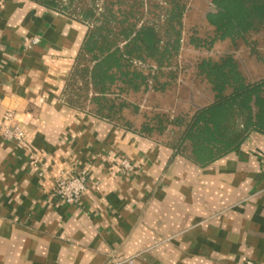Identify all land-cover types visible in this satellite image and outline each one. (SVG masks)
Wrapping results in <instances>:
<instances>
[{
	"label": "crops",
	"instance_id": "crops-1",
	"mask_svg": "<svg viewBox=\"0 0 264 264\" xmlns=\"http://www.w3.org/2000/svg\"><path fill=\"white\" fill-rule=\"evenodd\" d=\"M87 30L34 1L0 0V264H107L112 257H132V264H264V114L235 147L205 162L175 146L171 127L145 135L141 122L122 117L133 120L128 127L103 117L93 93L72 78ZM263 33L252 37L254 52L228 38L199 49L229 42L214 59L234 53L246 81L257 82L264 78ZM32 37L40 41L28 47ZM187 79L188 98L175 96L185 108L155 111L194 112L213 101L208 84ZM134 93L108 97L128 104ZM7 111L15 113L12 121L4 120ZM7 123L19 124L25 140H4ZM123 157L132 173L120 172ZM81 171L87 188L79 203L58 199L56 178Z\"/></svg>",
	"mask_w": 264,
	"mask_h": 264
},
{
	"label": "trees",
	"instance_id": "trees-1",
	"mask_svg": "<svg viewBox=\"0 0 264 264\" xmlns=\"http://www.w3.org/2000/svg\"><path fill=\"white\" fill-rule=\"evenodd\" d=\"M31 1L87 24L72 78L82 81L80 90L93 93L92 101L103 117L124 121L120 113L132 106L108 94L163 92L175 81L183 82L181 76L187 68L192 83L198 80L210 86L213 101L194 112L176 115L151 111L142 116L145 120L138 132L163 134L171 127L175 146L205 162L235 147L246 126L264 114V78L247 82L234 53L218 59L201 56L186 64L178 58L187 0ZM210 5L204 19L213 27V34L202 38L195 33L193 45L210 50L217 41L228 38L234 47L241 40L254 52L256 40L252 37L264 31V0H210ZM132 107L138 112V107ZM124 124L133 126V120L126 119ZM239 124L242 132L237 131Z\"/></svg>",
	"mask_w": 264,
	"mask_h": 264
},
{
	"label": "rangeland",
	"instance_id": "rangeland-1",
	"mask_svg": "<svg viewBox=\"0 0 264 264\" xmlns=\"http://www.w3.org/2000/svg\"><path fill=\"white\" fill-rule=\"evenodd\" d=\"M187 2L189 9L183 20L182 48L178 58L181 59V62L185 64L189 62L193 63L201 56H212L213 58H217L219 54H221L223 51H226L230 47L229 42L221 43L219 48L214 47V49L210 52L195 48L194 45L191 44V37L192 35H195V33L196 35L203 38L208 36V34L211 32L209 25L204 19V14L210 10L211 7L210 0H187ZM262 36L263 37L258 36V40H264V33ZM235 56H237V50L235 52ZM183 72L184 73L181 76V80L184 81L185 78H188L187 80L189 81L190 77L188 76L191 74V69L187 68ZM192 84L197 85L200 88L206 87L198 80H195ZM188 92L189 90L183 88L182 81L179 82V80L175 81V83L170 88H167L163 92L150 91L144 94L135 92L134 94L127 96L126 100L129 101L132 106L138 107V112H135L133 107L130 106L123 110L124 112L121 114V116L128 117L129 119H133L137 123H140L145 120L142 116L144 114L149 116L151 114L149 112L154 111L155 106L167 108L172 107L177 108L178 110H183L185 108L184 105L175 103V96L181 98L184 101L185 98H188Z\"/></svg>",
	"mask_w": 264,
	"mask_h": 264
},
{
	"label": "built area",
	"instance_id": "built-area-1",
	"mask_svg": "<svg viewBox=\"0 0 264 264\" xmlns=\"http://www.w3.org/2000/svg\"><path fill=\"white\" fill-rule=\"evenodd\" d=\"M40 39L38 37H32L27 39L28 47H32L39 43ZM15 113L12 111H7L3 118L5 121L9 122L15 118ZM1 135L4 140L22 142L25 140L24 129L19 125H1ZM264 161V158H263ZM120 172L123 174H129L134 171L132 163L126 157H123L120 162ZM87 188V173L81 171L73 174L68 178L57 177L55 180V185L53 189V194L68 204H77L84 196ZM133 258H122V257H112L108 260L107 264H132ZM244 264H253L250 260H245Z\"/></svg>",
	"mask_w": 264,
	"mask_h": 264
}]
</instances>
